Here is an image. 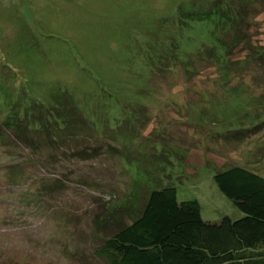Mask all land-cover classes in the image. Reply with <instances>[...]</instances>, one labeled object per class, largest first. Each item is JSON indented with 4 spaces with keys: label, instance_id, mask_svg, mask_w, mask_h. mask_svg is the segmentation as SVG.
Wrapping results in <instances>:
<instances>
[{
    "label": "rangeland",
    "instance_id": "rangeland-1",
    "mask_svg": "<svg viewBox=\"0 0 264 264\" xmlns=\"http://www.w3.org/2000/svg\"><path fill=\"white\" fill-rule=\"evenodd\" d=\"M200 3L0 0V121L13 106L25 121L35 103L48 114L57 101L73 102L103 139L85 141L80 155L51 158L4 129L0 264H106L94 255L100 240L135 218L149 192L170 185L179 201H199L205 221L242 217L214 176L230 166L264 176L262 71L254 82H231L259 98L251 99L225 97L206 62L196 63L193 79L180 63L156 67L176 59L173 44L181 63L205 47L224 56L216 17L196 11ZM256 23L264 46V13ZM256 127L245 142L222 137Z\"/></svg>",
    "mask_w": 264,
    "mask_h": 264
},
{
    "label": "trees",
    "instance_id": "trees-1",
    "mask_svg": "<svg viewBox=\"0 0 264 264\" xmlns=\"http://www.w3.org/2000/svg\"><path fill=\"white\" fill-rule=\"evenodd\" d=\"M200 2L196 4V11L211 10L210 16L216 17L215 36L224 56H219L214 47H205L181 63L173 44L171 52L176 59L170 61L166 57L165 61H160V67H156L164 72L166 69L162 65L165 62L172 66L180 63L189 79H193L196 63L206 62L218 75L216 83L220 76L218 88L223 90L225 97L229 93L236 94L237 98L249 96V90L240 88L244 83L241 79L251 75L254 82L261 70L263 75L259 76L264 81V46L258 45L253 32L257 18L264 13V0ZM259 5L263 7L259 8ZM232 81H238L240 85L230 87L234 84ZM256 92L262 93L259 98L264 99L262 89L256 88ZM143 96L149 94L144 92ZM251 96V99L258 98H254L252 92ZM57 104L60 102L51 106L53 110L47 114L35 103L23 117L25 121L17 118L19 111L13 106L9 117L0 121V137L7 131L4 129H8L17 140L36 152L45 151L51 158L60 152L66 156L80 155L83 152L80 146L85 141H103L102 134L94 129V123L87 121L83 113L80 116L73 102L61 103L59 107ZM31 124L36 125L31 127ZM259 129L241 128L222 137H226L225 141L245 142L256 136ZM6 140L3 139V143L7 144ZM214 182L240 210L241 218L205 221L197 199L179 201L177 187H162L148 193L140 213L131 223H123L118 230L103 237L95 247L94 255L106 264H264V176L245 167L230 166L218 171ZM44 189L47 195L53 190L51 185Z\"/></svg>",
    "mask_w": 264,
    "mask_h": 264
}]
</instances>
